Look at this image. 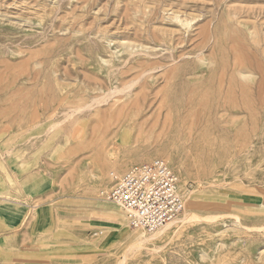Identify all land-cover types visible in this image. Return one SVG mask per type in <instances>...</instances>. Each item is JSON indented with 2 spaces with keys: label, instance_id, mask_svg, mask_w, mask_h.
I'll return each mask as SVG.
<instances>
[{
  "label": "rangeland",
  "instance_id": "1",
  "mask_svg": "<svg viewBox=\"0 0 264 264\" xmlns=\"http://www.w3.org/2000/svg\"><path fill=\"white\" fill-rule=\"evenodd\" d=\"M154 159L191 219L143 243ZM0 264H264V0H0Z\"/></svg>",
  "mask_w": 264,
  "mask_h": 264
},
{
  "label": "built area",
  "instance_id": "2",
  "mask_svg": "<svg viewBox=\"0 0 264 264\" xmlns=\"http://www.w3.org/2000/svg\"><path fill=\"white\" fill-rule=\"evenodd\" d=\"M105 198L119 207L133 229L154 234L185 211L184 192L177 173L163 159L136 165L122 174L111 173Z\"/></svg>",
  "mask_w": 264,
  "mask_h": 264
},
{
  "label": "bare ground",
  "instance_id": "3",
  "mask_svg": "<svg viewBox=\"0 0 264 264\" xmlns=\"http://www.w3.org/2000/svg\"><path fill=\"white\" fill-rule=\"evenodd\" d=\"M155 62V61H154ZM155 64V63H154ZM159 64V63H158ZM153 65V64H152ZM155 66V65H154ZM152 69H153V67H152ZM129 87V86H128ZM125 89V88H124ZM131 89V88H130ZM225 89V88H224ZM234 90V89H233ZM232 90V91H233ZM122 91V90H121ZM259 91V90H258ZM120 92V91H119ZM118 93V92H117ZM113 94V93H112ZM115 94V93H114ZM110 96H112L111 94H110ZM138 103H139V101H137ZM81 112V111H80ZM182 119H179V122L182 124V125H184V127L185 128H188L189 126H188V124L186 123L187 121H188V119H187V117L185 116L184 118H183V115H181L180 116ZM179 117V118H180ZM187 119V120H186ZM198 120V119H197ZM193 121V120H192ZM184 123V124H183ZM193 124V123H192ZM202 124L203 123H201V122H195V124L194 125H196L197 127H201L202 126ZM191 130H192V127H191ZM166 153H168V152H166ZM164 155H167V154H164ZM164 158H165V156H164ZM172 167V166H171ZM176 168V167H175ZM178 171V170H177ZM180 171V170H179ZM187 194V193H186ZM185 195V194H184ZM192 197H193V193H189V194H187L186 196H185V198H184V203L186 204H188L189 205V207L191 206V204H192ZM119 209V208H118ZM122 209V208H121ZM123 210V209H122ZM124 211V210H123ZM190 211L187 209V207L185 208V211L183 212V214H182V216H180L179 218H177L176 220H174V222L172 223V224H170V225H167V226H165L164 228H162L161 230H159V231H157V232H155L154 234H149L150 236L148 237V236H143V238H142V242L144 243V242H148L149 241V239H153V238H155V237H157V236H160V234H163V233H165L166 231H168V229H170V227L171 226H173V224L174 223H184V222H186V221H188V220H190L191 219V214L189 213ZM124 214H125V212H124ZM125 217H126V215H125ZM118 220L120 221V219L118 218ZM126 221H127V218H126ZM128 222V221H127ZM129 224V223H128ZM130 225V224H129ZM166 228V229H165ZM139 231V230H138ZM140 232H142V233H144V234H147L146 232H143V231H140ZM146 240H148V241H146ZM135 245V244H134ZM138 245V244H137ZM133 248H136V246L134 247L133 246ZM138 248V247H137ZM141 248V247H140ZM139 248V249H140ZM127 256V255H126Z\"/></svg>",
  "mask_w": 264,
  "mask_h": 264
}]
</instances>
